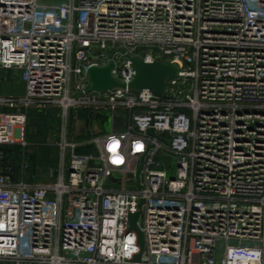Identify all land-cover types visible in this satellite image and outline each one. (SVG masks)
I'll return each mask as SVG.
<instances>
[{"label": "built area", "instance_id": "1", "mask_svg": "<svg viewBox=\"0 0 264 264\" xmlns=\"http://www.w3.org/2000/svg\"><path fill=\"white\" fill-rule=\"evenodd\" d=\"M109 54L125 86L131 58L180 73L157 100L88 92ZM8 71L25 95L0 97V147L26 146L32 108L123 130L60 145L43 182L0 167V264H264V0H0Z\"/></svg>", "mask_w": 264, "mask_h": 264}, {"label": "rangeland", "instance_id": "2", "mask_svg": "<svg viewBox=\"0 0 264 264\" xmlns=\"http://www.w3.org/2000/svg\"><path fill=\"white\" fill-rule=\"evenodd\" d=\"M54 113L53 110L45 111L38 108L29 110L26 124V146L16 144L0 147V167L4 169L10 167L15 178H19L22 174L29 181L43 182L47 179L49 171L55 170L58 165L60 145L67 141L71 143L87 142L92 133L96 134L97 131L101 133L111 132L112 125L116 131L123 130L122 121L112 122L109 117L94 123L93 127H89L88 123L87 125L85 123L80 124L78 121H80V117H83L81 114L76 115L77 118L68 119L70 127L67 130L64 127L67 122L65 123L57 116L55 117ZM86 120H89V117ZM91 151L92 148L85 150L84 147H81L78 153ZM24 164L28 167L22 168ZM175 164L174 159L168 160V165H173L172 171L168 173L169 179L175 177Z\"/></svg>", "mask_w": 264, "mask_h": 264}, {"label": "water", "instance_id": "3", "mask_svg": "<svg viewBox=\"0 0 264 264\" xmlns=\"http://www.w3.org/2000/svg\"><path fill=\"white\" fill-rule=\"evenodd\" d=\"M109 63L104 67L91 66L86 70V78L89 85L88 92L107 93L114 88L129 89L135 92L149 91L154 100L163 96L166 91L167 81L170 79L177 78L179 76V67L172 63L164 62H153L146 63L136 58H131V68L134 72L132 82L125 86L120 84L113 77L114 63L112 61V55H108ZM149 136L155 137L153 130L147 131ZM139 168L136 174V180L138 188H141L139 184ZM142 201L139 202V208L141 207ZM140 212L130 214L128 216V231L136 234L137 245L139 247V254L134 256L133 262H140L143 253V235L138 227V218Z\"/></svg>", "mask_w": 264, "mask_h": 264}, {"label": "crops", "instance_id": "4", "mask_svg": "<svg viewBox=\"0 0 264 264\" xmlns=\"http://www.w3.org/2000/svg\"><path fill=\"white\" fill-rule=\"evenodd\" d=\"M3 77L5 78V80L3 81V78L1 79L2 81H0V97H22L25 95V85L23 84V82L20 80L19 78V74L13 71H8L5 73H0V78ZM0 112L1 113H7V112H12V110L10 109H6V108H0ZM55 112V111H54ZM55 117L57 116L56 113H54ZM80 117V124L85 123V125H87V123L89 124V127H93L94 123H97L100 120H105L107 117L103 114L101 115H95L93 117H91V119L86 120V114L81 113ZM77 118V117H76ZM113 124V123H112ZM112 127L114 128V126L112 125ZM112 128V129H113ZM97 134H104L101 132L97 131Z\"/></svg>", "mask_w": 264, "mask_h": 264}]
</instances>
